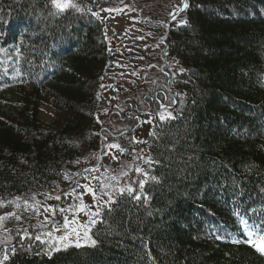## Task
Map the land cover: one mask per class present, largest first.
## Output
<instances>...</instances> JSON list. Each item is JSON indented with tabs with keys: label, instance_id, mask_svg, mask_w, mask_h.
Returning <instances> with one entry per match:
<instances>
[{
	"label": "trees",
	"instance_id": "obj_1",
	"mask_svg": "<svg viewBox=\"0 0 264 264\" xmlns=\"http://www.w3.org/2000/svg\"><path fill=\"white\" fill-rule=\"evenodd\" d=\"M120 1L75 0L82 12L52 16L49 0H0V216L17 229L0 264H264L241 223L264 230V0H186L164 43L181 1L129 0L145 30L134 52L112 54L102 15ZM115 60L136 72L168 62L176 118L151 116L143 168L131 136L111 135L135 123L116 114L107 133L98 119ZM102 134L133 159L126 186L144 179L137 168L159 183L145 184L147 205L110 188L116 202L100 209L95 247L49 256L35 239L39 206L77 183ZM25 224L34 234L18 229Z\"/></svg>",
	"mask_w": 264,
	"mask_h": 264
},
{
	"label": "rangeland",
	"instance_id": "obj_2",
	"mask_svg": "<svg viewBox=\"0 0 264 264\" xmlns=\"http://www.w3.org/2000/svg\"><path fill=\"white\" fill-rule=\"evenodd\" d=\"M112 9L113 11H107L106 14L102 15L111 53L113 54L116 50L124 53V50L128 52L129 49L134 52L132 43L137 35L145 30L139 25L140 21L137 16L138 10L133 7L132 2L129 0L120 1V3L116 4ZM112 64L109 74L103 80L99 92L100 110L98 119L101 126L106 128L105 130L107 133L108 131L113 132L114 130L113 127L116 125V117L121 113L117 108H123L121 102L128 97H132L133 94L141 93L142 90L149 85V81L156 82L159 76L158 70H160L161 66H159L158 63H154L152 66H146L144 69H148V74L138 77L132 64L130 65L131 68L122 60H115ZM164 66H166L167 69L164 70L169 71L167 61ZM153 69H155L156 72H151ZM150 75L152 76L150 77ZM40 109L41 118L44 120L51 118L52 112L48 107L41 105ZM148 127L149 123L145 122L137 133L132 135L134 137L131 139V143L133 144L132 155H136L137 152L140 154L142 162L141 168H143L145 159L144 143H138L137 141H145ZM105 130L102 131L106 132ZM102 136L101 148L95 152L91 158H84L87 161L81 169V174L77 178V183L66 188V191L63 193L61 192L62 190L54 189L47 194L39 206L36 231L42 239H48L46 234L53 229V219H55L57 224L62 225L65 215L70 218L72 217V214L76 211V207L80 204V199L78 197L82 198L83 202L92 210L96 209L97 201L93 200L92 194L87 191L86 187H84L85 185L95 190L100 205H103L108 199V196L104 195L105 192L111 194V190L113 191L115 188L118 189L126 186L130 174L125 175L124 173H128L127 169L130 166L129 163H131L133 159L131 155H127V153L121 154L118 149L107 148L106 145L110 143L108 136L107 134H102ZM86 168L91 171H85ZM112 177H115V179H112ZM114 183L116 186L113 188ZM104 185H108V187H104ZM57 195H61L60 200L55 199ZM45 209L48 211H45ZM53 209L56 210L54 214L51 211ZM62 209L66 211H61ZM77 219L81 223H85L89 218L81 212L78 214ZM46 220L47 223H45ZM22 226L23 227H18V229H26V232L29 231V233L34 234L29 230L31 229L30 225L25 224ZM16 231V228H9L6 225V218L0 220V259H3L5 256L4 249L14 241V234L17 233ZM53 235L59 236L60 233L53 232Z\"/></svg>",
	"mask_w": 264,
	"mask_h": 264
},
{
	"label": "snow or ice",
	"instance_id": "obj_3",
	"mask_svg": "<svg viewBox=\"0 0 264 264\" xmlns=\"http://www.w3.org/2000/svg\"><path fill=\"white\" fill-rule=\"evenodd\" d=\"M52 7L56 10L53 12H50L49 14L52 16H58L60 14L65 13L68 10H74L76 12H82L83 9L75 2V0H49ZM189 7L188 3H183L182 7L179 9V11H183ZM90 11V9H89ZM105 11H111L110 9H105ZM94 16H99L98 13H92ZM176 15H178V12L176 14H173V19L176 18ZM181 24H186L187 21H180ZM2 50V49H0ZM183 71V70H181ZM158 117L161 122H165L166 120H173L176 117L173 116L171 111H167L165 109L164 105H161V110L158 111ZM146 123L151 124L152 121L148 120ZM151 135H155V133H150ZM138 143H146L145 141H137ZM109 149H118L121 154L125 151V149L118 143H108L106 145ZM142 158V157H141ZM79 161H77L78 163ZM148 164L158 163V161H154L151 158H148L146 161ZM251 167H254V165H248L246 166V170H250ZM85 171H91L90 169H85ZM136 172L138 174L143 175L144 179L140 180L138 182V187H133L131 185H127L125 187H120L118 189H115V192L119 195H127L128 197L132 198L134 201L137 202H143V204L147 205L149 203V195L145 192V184L150 179L151 181L159 183L158 177L154 175H150L149 172H145L141 168H137ZM127 175V173H124ZM76 175H80V173H77ZM64 179H69L68 175H64ZM112 179H115V177H112ZM87 191H89L92 194V198L94 201H97V207L95 210H92L88 205H86L83 202V199L78 197L80 199V204L76 207V211L72 214V217L65 215L63 217V222L61 224H57L55 219H53V229L52 231H49L46 235L48 237L47 240L42 239L40 235H36L35 239L37 241H40L41 244L47 245V247L44 250V253L47 255H51L53 252L61 251V250H68L70 247L75 248H81L84 246L89 247H95L97 241L93 239V236L91 234V229L97 224L102 223V220L99 219L101 216L100 208L105 206H110L111 204H114L116 201L113 197V195L105 192L104 195L108 196L107 201L104 202L103 205L99 204V198L97 197V194L94 189H92L90 186L85 185ZM104 187H108V185H104ZM264 191V189H262ZM51 198V197H49ZM55 199L60 200L61 195H57ZM32 200L35 201V197H32ZM11 203V202H10ZM39 202H37L38 204ZM26 207H31L32 205H29L27 201H25ZM4 205L0 203V207H3ZM20 205L17 204L16 207H19ZM45 211H48L45 209ZM53 214L55 213V209L51 210ZM66 211V210H61ZM109 211H111V208L109 207ZM83 212L85 215L88 216V221L85 223H81L77 216L79 213ZM11 216H15L17 220L20 219L19 216H17L15 213H9ZM151 215V213H149ZM236 215H239L236 213ZM6 217H0V220L5 219ZM47 223V220L45 221ZM241 223L245 225L246 228H249L247 235H248V243L253 247L257 252H259L261 255H264V230L257 232L255 230H252L251 227L247 224V221L241 220ZM53 232L60 233L59 236H54ZM27 235V234H25ZM28 239H32V237H27ZM220 237L217 236V239ZM30 250V249H29ZM16 249L13 248L12 252L15 254ZM8 256L5 254L4 260H7Z\"/></svg>",
	"mask_w": 264,
	"mask_h": 264
},
{
	"label": "flooded vegetation",
	"instance_id": "obj_4",
	"mask_svg": "<svg viewBox=\"0 0 264 264\" xmlns=\"http://www.w3.org/2000/svg\"><path fill=\"white\" fill-rule=\"evenodd\" d=\"M153 72L156 71L153 70ZM160 72L162 74H159L156 82L149 81V85L143 89L141 93L133 94L132 97L124 99L123 108H117L118 111L122 113L124 120H129L135 124L132 125V128L129 130L123 131L115 136L129 135L132 139V137H134L132 135L137 133L142 125L151 119V116L154 113L158 114V111L161 110V105H164L167 111L171 110L174 105L175 95L169 87V75L164 72L161 67ZM136 73L138 74V77H142L143 75L148 74V69ZM151 76L152 75H150V77ZM149 89L151 90L149 91ZM171 102H173L172 105Z\"/></svg>",
	"mask_w": 264,
	"mask_h": 264
},
{
	"label": "bare ground",
	"instance_id": "obj_5",
	"mask_svg": "<svg viewBox=\"0 0 264 264\" xmlns=\"http://www.w3.org/2000/svg\"><path fill=\"white\" fill-rule=\"evenodd\" d=\"M175 19H176V18H175ZM175 19H174V20H175ZM174 20H173V21H174ZM173 21H172V22H173ZM171 24H172V23H171ZM171 24H170V25H171ZM169 27H170V26H169ZM169 27H168V28H169ZM166 33L168 34V30H167V32L165 31V35H166ZM165 35H164V36H165ZM164 36H163V37H164ZM163 37L161 38V42L164 43V40L167 38V36H166L165 39H163ZM165 50H166V46H165L164 51H163L162 54H161V58H162V59H163V55H164ZM164 65H165V61H163L162 64H161V66H160L163 70H164V68H163ZM164 72L167 73V71H165V70H164ZM167 74H168V73H167ZM168 75H169V74H168ZM169 79H170V75H169ZM174 104H175V103H174ZM173 106H174V105H173ZM173 106H172V108H173ZM172 108H171V109H172Z\"/></svg>",
	"mask_w": 264,
	"mask_h": 264
},
{
	"label": "water",
	"instance_id": "obj_6",
	"mask_svg": "<svg viewBox=\"0 0 264 264\" xmlns=\"http://www.w3.org/2000/svg\"><path fill=\"white\" fill-rule=\"evenodd\" d=\"M183 3H184V1L181 0L180 8L182 7ZM180 8H179V9H180ZM179 9L177 10L178 15L182 12V11H179ZM177 12H176V13H177ZM176 13H175V14H176ZM178 15H176V17H177ZM173 20H174V19H173V16H172V17L167 21V23H166V32H167L168 27L170 26V24L172 23ZM166 36H167V33H166V35L163 37V39H165Z\"/></svg>",
	"mask_w": 264,
	"mask_h": 264
}]
</instances>
